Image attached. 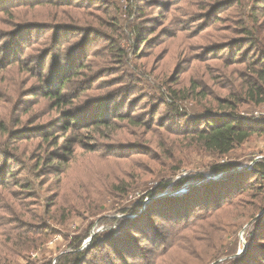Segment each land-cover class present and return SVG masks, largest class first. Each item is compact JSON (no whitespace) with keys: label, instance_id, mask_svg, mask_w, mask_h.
<instances>
[{"label":"rangeland","instance_id":"rangeland-1","mask_svg":"<svg viewBox=\"0 0 264 264\" xmlns=\"http://www.w3.org/2000/svg\"><path fill=\"white\" fill-rule=\"evenodd\" d=\"M69 1L73 8L45 2L36 10L13 6L12 15L0 12V52L14 25L44 26L26 36L30 44L28 38L39 32L36 43L0 69V264H60L83 249L82 264H141L161 245L142 239L140 258L118 259L105 240L120 235L116 240L128 241L121 228L145 210L153 188L186 175L212 178L208 165L218 161H236L240 171L264 163V132L215 158L182 137L189 121L201 122L208 108L219 110L217 98L229 92L220 68L232 64L238 50L252 48L236 33L244 17L238 12L254 9L264 24V0ZM58 26L57 41L52 28ZM76 45L80 59L66 66L71 79L57 102L47 87L59 88V71ZM195 86L188 99L170 95ZM239 107L242 115H259L256 121L264 126V103ZM72 114L74 121L67 119ZM100 120L109 124L96 125ZM186 191L184 186L156 196ZM236 199L237 216L264 208V183ZM133 207L139 210L131 212ZM256 213L227 238L218 262L227 264L254 247V255L264 257V232L256 228L264 231V209ZM158 226L170 241L175 224L157 220Z\"/></svg>","mask_w":264,"mask_h":264},{"label":"trees","instance_id":"trees-1","mask_svg":"<svg viewBox=\"0 0 264 264\" xmlns=\"http://www.w3.org/2000/svg\"><path fill=\"white\" fill-rule=\"evenodd\" d=\"M2 2L6 4H1ZM45 2L55 7L70 6V8H73V4L69 0H25L23 5L15 4L14 0H0V12L9 16L14 14L10 10L13 6H27L28 10H36V7L43 6ZM81 6L85 5L82 4ZM238 13L242 15L240 17L244 16L245 18L243 17L239 25L236 26L238 29L236 33L241 34V39H246V44H248V47L252 46V48L243 52L238 50L232 58V64L228 65L227 63L224 68H220L223 72L221 77L228 82L226 86H229V92L226 97L217 98L216 102L219 110L214 111L208 108L206 117L201 122L196 120H193V122L189 121L191 127L185 128L182 135L184 140H188L187 146H193L198 150L204 151L213 158L230 155L236 148L244 145L252 135L264 132V126L259 125L252 117L243 116L240 111L242 108L239 107L244 103L246 105L252 104L253 106L264 103V24H260L257 12L254 9L246 13ZM65 14L63 13L62 17ZM14 28L9 45L5 44L6 47L0 52V69L5 60L10 63V61L18 59L21 56L20 52H26L28 46L36 43L42 37L39 32L36 36L28 38L30 44L26 43V36L28 34L33 35L34 30H41L44 26L37 22H23V24L14 25ZM60 28L61 26L52 28L57 41L60 38ZM16 35L20 36L19 42L13 41ZM87 35L85 33V37L83 36L85 41L90 40V36L88 37ZM34 38L36 39L34 40ZM14 45H17L16 48H13ZM80 52L81 49L76 45L67 58V63L61 66L59 72L62 82L57 84L59 88H56L57 86L53 89L49 88V86L47 87L49 89L47 95L55 97L57 102L63 100L60 95L61 91L71 79V74H68L65 70L66 66L78 61ZM252 53L254 56L251 55ZM229 61L230 58L226 62ZM236 64L245 66L243 70L232 68ZM227 67H231V69L225 71ZM196 87L199 86L189 88V93L171 90L170 95L173 98L188 99L195 93L194 89L196 90ZM200 94L201 96L204 95L202 88ZM170 105L173 106L172 103ZM173 112L179 114V109L173 108ZM119 117L123 118L124 115L119 114ZM67 119L74 121L77 117L75 118V115L72 114ZM197 122H200V124ZM97 124L106 126L109 123L100 120ZM165 131V134L168 133L169 126L166 127ZM66 136L68 134H65ZM164 146L165 144L160 145L161 148H164ZM169 157L172 158L174 155ZM239 165L241 164L232 160L218 161L208 165V170L214 176L212 178H208L204 173H201L162 181L151 190L150 195L154 194L153 196L155 197L146 205L145 210L134 220H127L124 228H121L123 229L121 233L128 238V241L125 239L124 241L116 240L120 237L118 235L117 238L107 239L105 237L107 239L105 244L110 243L114 247V255L118 259L123 257L140 258L141 255L138 251L142 249L140 247L142 239L150 244H160L161 247L158 250V254L154 255L155 257H149L141 264L224 263V259L221 262L218 261L224 255V250L229 247V243L226 242L227 238L231 235H238L242 225L240 222L246 221L242 219H253L257 214L256 210L261 211V209H264L262 208L263 206L258 207L256 205L253 210L244 212L240 216L236 215V196L242 194L247 188L249 190L252 189V191L257 187L261 188L264 183L263 162H255L250 170L243 168L240 171L238 170ZM168 172L167 170L164 176H167ZM218 174L219 177H215ZM251 179L253 180L252 182ZM259 182L262 184H258ZM184 186L188 188V191L182 196L175 198H167L170 196L169 194L163 197L156 196V194L164 193L168 189L178 190ZM137 209L139 210V208L133 207L130 211H137ZM157 220L175 224L170 241L168 240V235H162L163 229L159 226L156 227ZM256 228L260 230V234L264 232L258 227V224ZM109 237H111V234ZM96 238H98L96 235L91 236L93 243L96 242ZM248 247L250 246L248 245ZM254 248L246 250L244 254H240L233 259H226L225 262L227 264L264 263L262 255L257 253L254 255ZM230 249L232 248L230 247ZM84 252L83 249L77 252L74 258L59 260V263L82 264L85 257Z\"/></svg>","mask_w":264,"mask_h":264},{"label":"built area","instance_id":"built-area-1","mask_svg":"<svg viewBox=\"0 0 264 264\" xmlns=\"http://www.w3.org/2000/svg\"><path fill=\"white\" fill-rule=\"evenodd\" d=\"M243 116H245L247 118H251L253 115L252 116H248V115H246V114L243 113ZM258 117H259V115H255V117L253 118V120H255V121L257 120L258 121Z\"/></svg>","mask_w":264,"mask_h":264}]
</instances>
